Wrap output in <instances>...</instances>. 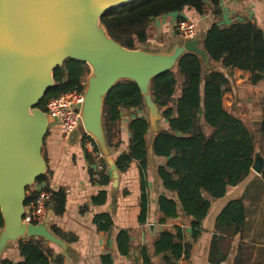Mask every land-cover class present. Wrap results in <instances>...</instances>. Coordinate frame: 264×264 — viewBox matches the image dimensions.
<instances>
[{
  "label": "trees",
  "instance_id": "trees-1",
  "mask_svg": "<svg viewBox=\"0 0 264 264\" xmlns=\"http://www.w3.org/2000/svg\"><path fill=\"white\" fill-rule=\"evenodd\" d=\"M221 0H136L123 7L112 10L101 19L109 35L122 46L138 49L147 44L150 36V24L155 18L172 13H181L185 9L195 10L199 15L209 11L220 15ZM140 46V47H139ZM201 47L212 63L221 68H211L206 75L204 58L196 53L187 52L178 61L175 68L156 77L151 84L152 96L159 107L167 128L155 137L153 152L156 157L166 161L156 167L155 172L164 189L175 197L162 194L158 198L159 224L179 218L181 207L185 217L190 219L191 241H187L183 228L175 226L173 230H164L154 241V253L162 255L163 264H174L181 259H189L193 242L202 235V222L208 216L212 201L223 198L231 187L242 183L251 173L257 140L252 130L233 110L226 108L225 95L233 92L231 75L235 70L250 73L252 85L264 82V30L256 23L245 20L226 27L213 24L207 32ZM226 70L228 75L224 72ZM89 68L85 63L68 60L54 72L55 84L40 103L46 111L49 99L61 94L82 90ZM206 75V76H205ZM178 91L180 96L178 95ZM137 110L129 122V145L125 152L114 156L118 172L125 173L133 161L139 162L141 179L140 224H144L149 212L147 178L149 170V150L147 135L150 129L144 98L137 85L128 80L120 81L107 95L103 109V126L106 140L111 150L120 148V121L124 110ZM260 133L264 136V121L260 124ZM116 139L118 141L116 142ZM94 146V152L101 156L104 171L99 183L109 186L111 175L108 164L102 157L95 141L85 135ZM88 154V152L86 151ZM47 162V172L40 176L33 186L26 189L25 206L36 201L38 186L50 189L51 170ZM66 190L54 191L50 210L55 216L66 212ZM108 192L100 191L91 198L94 206L106 204ZM89 204L82 207L86 213ZM247 211L243 201L233 200L222 210L216 220V233L210 247L208 261L220 264L228 258L235 248L237 254L233 264H250L249 245L239 241L233 245L238 234L246 226ZM98 231L111 235L114 219L109 213L95 215L93 219ZM3 218L0 214V230ZM50 231L62 240L69 234L55 225ZM69 240V239H68ZM73 237L70 241H75ZM22 258L15 262L2 257L0 264H63L64 257L56 254V244L42 237H29L16 242ZM116 245L121 256L129 257L132 249V235L122 229L117 234ZM53 246V247H52ZM141 264H154L147 249L140 250ZM103 264H113V256H102ZM132 264H140L134 262Z\"/></svg>",
  "mask_w": 264,
  "mask_h": 264
},
{
  "label": "water",
  "instance_id": "water-1",
  "mask_svg": "<svg viewBox=\"0 0 264 264\" xmlns=\"http://www.w3.org/2000/svg\"><path fill=\"white\" fill-rule=\"evenodd\" d=\"M134 1L0 0V259L8 245L32 236L67 247L47 224L24 221L26 189L48 170L43 146L55 119L40 103L55 84L56 69L68 60L88 66L81 134L95 141L117 188L120 175L103 126L108 93L122 80L134 82L157 133L163 115L152 96V81L175 68L187 52L208 60L199 38L165 51L129 49L115 41L101 19ZM252 169L263 172L261 157H254ZM51 214L49 210L48 218Z\"/></svg>",
  "mask_w": 264,
  "mask_h": 264
},
{
  "label": "crops",
  "instance_id": "crops-1",
  "mask_svg": "<svg viewBox=\"0 0 264 264\" xmlns=\"http://www.w3.org/2000/svg\"><path fill=\"white\" fill-rule=\"evenodd\" d=\"M219 10L218 16H214L211 11L205 15H199L195 10L185 9L181 13L155 18L151 21L150 36L145 45L149 44L150 50L165 51L175 43L186 42L177 28L178 23L184 19L192 20L197 24L199 32L197 38L200 39L199 48L201 49H203L201 43L213 24L226 27L235 22L248 20L264 30V0H221ZM144 46L142 48H145ZM204 63L207 68L206 75L211 68H221L218 64L212 63L209 56L208 60L204 58ZM224 72L228 75L226 70ZM230 79L233 92L225 95V106L233 110L252 130L256 139L260 140L254 157H261L264 164V136L259 129L264 121V82L252 85L249 80L250 73L241 70L233 71ZM177 96H180L179 91ZM136 115L139 116L142 113L134 109L123 111L118 137L122 144L117 150H111L113 159L128 148L130 139L128 125ZM158 125L157 133L150 128L147 135L149 212L144 224L139 222L142 195L139 162L133 161L125 173H119L120 181L117 188L112 187V174L108 165L111 183L109 186L101 185L100 174L104 171L102 159L94 152V146L88 140L84 141L85 134L76 130L65 138L57 125L54 124L49 128L43 146V153L48 159L49 169L52 172L49 187L54 191L65 189L67 197L64 215L58 217L52 212L46 224L49 229L51 225H55L69 234L67 241L63 240L67 245L66 249L52 246L56 254L64 257L63 264H103L102 256L107 253L112 254L113 264L134 262L141 264L142 247L147 249L154 264H163L162 255L154 253V241L162 231L173 230L175 226H180L184 230L187 241H191L190 219L185 217L181 207L178 219L170 220L164 225L158 222L160 218L158 198L162 194L175 197L164 189L155 172L156 167L166 161L165 158L156 157L153 152L155 137L161 130L168 127L164 119ZM102 190L108 192L106 204L92 205L91 198ZM233 200L243 201L247 211L244 231L235 237L233 245L236 246L239 241L249 245L250 264H264V170L257 172L253 169L242 183L231 187L223 198L212 201L210 212L202 222V235L193 242L190 258L173 262L174 264H211L208 258L213 236L216 233L217 217ZM86 204H89L90 209L82 213L81 209ZM102 213L113 216L115 225L111 235L98 231L93 222L95 215ZM122 229L129 230L132 235V249L129 257L121 256L117 249L116 238ZM73 237L76 240L70 241ZM236 254L237 250L233 248L226 261L220 264H233ZM3 257L15 262L22 260L16 242L7 246Z\"/></svg>",
  "mask_w": 264,
  "mask_h": 264
},
{
  "label": "built area",
  "instance_id": "built-area-1",
  "mask_svg": "<svg viewBox=\"0 0 264 264\" xmlns=\"http://www.w3.org/2000/svg\"><path fill=\"white\" fill-rule=\"evenodd\" d=\"M180 36L184 40H194L198 37L197 24L192 20H181L177 25ZM83 89L61 94L51 98L46 103V113L55 119L65 138H68L81 124L80 107L84 100L86 81L82 82ZM39 195L35 202L27 206L24 221L28 224H46L50 210V202L54 193L46 189L45 185L37 187Z\"/></svg>",
  "mask_w": 264,
  "mask_h": 264
},
{
  "label": "rangeland",
  "instance_id": "rangeland-1",
  "mask_svg": "<svg viewBox=\"0 0 264 264\" xmlns=\"http://www.w3.org/2000/svg\"><path fill=\"white\" fill-rule=\"evenodd\" d=\"M140 47V46H139ZM145 48H149V44L148 45H145L144 46ZM140 48H142V47H140ZM146 112H147V115H148V110H147V107H146ZM77 131H82V124H80L78 127H77ZM34 187H35V185H34ZM57 248V247H56Z\"/></svg>",
  "mask_w": 264,
  "mask_h": 264
}]
</instances>
